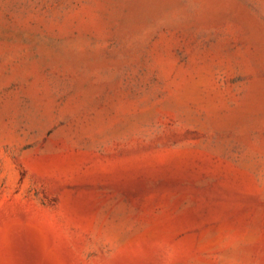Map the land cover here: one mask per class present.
Listing matches in <instances>:
<instances>
[{
	"label": "rangeland",
	"instance_id": "obj_1",
	"mask_svg": "<svg viewBox=\"0 0 264 264\" xmlns=\"http://www.w3.org/2000/svg\"><path fill=\"white\" fill-rule=\"evenodd\" d=\"M0 264H264V0H0Z\"/></svg>",
	"mask_w": 264,
	"mask_h": 264
}]
</instances>
